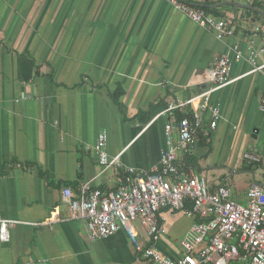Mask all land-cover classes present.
Masks as SVG:
<instances>
[{"label": "crops", "instance_id": "1", "mask_svg": "<svg viewBox=\"0 0 264 264\" xmlns=\"http://www.w3.org/2000/svg\"><path fill=\"white\" fill-rule=\"evenodd\" d=\"M182 1L227 20L233 36L217 40L166 0H0V216L28 223L0 240V264H155L124 230L91 239L85 222L71 218L62 190L118 185L122 174L103 169L93 149L100 132L124 169L157 167L167 117L155 116L206 90L207 70L222 55L231 60L232 81L211 96L220 106L216 127L205 134V116L206 140L180 159L203 176L195 158L236 167L249 151H231L250 134L261 141L252 153L263 160L264 73L251 72L247 60L264 46L263 7L251 0ZM211 172V189L224 184ZM159 222L164 232L155 247L179 257L193 218L162 210ZM137 241L149 244L142 233Z\"/></svg>", "mask_w": 264, "mask_h": 264}, {"label": "built area", "instance_id": "2", "mask_svg": "<svg viewBox=\"0 0 264 264\" xmlns=\"http://www.w3.org/2000/svg\"><path fill=\"white\" fill-rule=\"evenodd\" d=\"M192 22L213 33L217 40L233 36V28L223 18L208 14L203 8L182 0H166ZM260 3L264 0H251ZM237 57L240 56L236 46ZM247 60L251 72L264 73V46L251 49ZM231 60L222 55L207 70L209 87L184 100H175L159 112L156 118L167 117L164 123L166 146L161 151L158 166L149 171L123 168L119 156L106 151L107 135L100 132L93 149L103 169L114 168L122 177L118 185L105 190L82 184L77 192L62 190L72 219L83 220L91 239H101L124 230L142 256L155 264H264V180L253 182L246 189V204L231 198L228 183L211 189L202 174L192 164H184L181 153H188L197 143L204 118L208 132L215 129L220 106L213 101L214 92L230 83ZM260 109L264 110V97ZM184 114L175 119V111ZM248 163L259 162L252 152H244ZM187 205L189 207L187 208ZM162 210L184 211L193 218L187 232L180 238L181 255L177 258L161 253L155 243L163 234L159 222ZM26 222L3 219L0 216V240H9L8 229ZM136 224L144 231L148 245L138 243ZM37 225V224H35Z\"/></svg>", "mask_w": 264, "mask_h": 264}, {"label": "rangeland", "instance_id": "3", "mask_svg": "<svg viewBox=\"0 0 264 264\" xmlns=\"http://www.w3.org/2000/svg\"><path fill=\"white\" fill-rule=\"evenodd\" d=\"M259 142L261 141H257L251 138V135L249 134L247 136V142L244 144L243 148L244 150H234L231 151V153L234 155H241L243 151H249V152H258L257 148H259ZM209 156L205 159V158H195V160H197L196 163V168H200L204 170V178L206 179V181L208 182V179L210 177V171H212V175H215V177H217L218 181H221L223 183H229L230 185V189H231V198L235 199L238 203L245 205L246 204V197H245V189H246V185L248 183H253L254 180L255 182H260L262 181V179L264 178L263 175H260V172L263 171L264 172V157L263 160L259 163L257 162H253L251 164H249L247 161H245L243 159V157L239 158L237 160V166L234 167L233 164H229L227 162H225V160L220 159L219 161H217V163H215L214 165H209ZM223 163H222V162ZM209 165L214 166L212 168H208ZM195 166V163H194ZM237 171V173L235 174H231V172H235ZM255 175V179L254 177H252L251 174ZM223 174V175H222ZM263 177V178H262ZM136 228L138 230V232L141 234H144V231L136 224ZM145 236V235H144Z\"/></svg>", "mask_w": 264, "mask_h": 264}, {"label": "trees", "instance_id": "4", "mask_svg": "<svg viewBox=\"0 0 264 264\" xmlns=\"http://www.w3.org/2000/svg\"><path fill=\"white\" fill-rule=\"evenodd\" d=\"M184 114H182V113H177V114H175V119L177 120V119H180L182 116H183ZM205 139L203 136H202V134H201V131L199 130V136H198V139ZM206 140V139H205ZM187 155H185L184 156V159H185V157H186Z\"/></svg>", "mask_w": 264, "mask_h": 264}, {"label": "water", "instance_id": "5", "mask_svg": "<svg viewBox=\"0 0 264 264\" xmlns=\"http://www.w3.org/2000/svg\"><path fill=\"white\" fill-rule=\"evenodd\" d=\"M255 133H257V130L255 129V130H253V137H255L256 136V134Z\"/></svg>", "mask_w": 264, "mask_h": 264}]
</instances>
